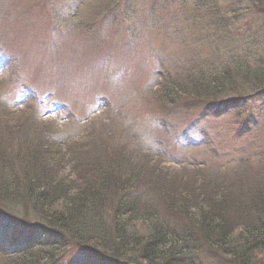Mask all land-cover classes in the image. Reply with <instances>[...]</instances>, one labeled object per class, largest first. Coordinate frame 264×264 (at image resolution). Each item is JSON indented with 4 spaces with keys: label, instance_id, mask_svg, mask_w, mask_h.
<instances>
[{
    "label": "trees",
    "instance_id": "1",
    "mask_svg": "<svg viewBox=\"0 0 264 264\" xmlns=\"http://www.w3.org/2000/svg\"><path fill=\"white\" fill-rule=\"evenodd\" d=\"M22 1L25 4V0H0V6H19ZM178 1L190 5L196 15L188 18L193 26L188 39L201 40L207 47L215 43V36L209 42L200 36L207 28L201 15L213 17V33L229 27L228 17L240 20L250 15L249 24L259 26L252 46H264V0H249L247 8L229 12L220 10L215 0ZM103 3L106 15L121 8L119 0ZM124 14L136 13L128 8ZM111 18L107 23L116 17ZM35 22L30 24L33 33L42 19ZM0 44L5 50L0 47V110L8 113L4 119L13 121L5 127L0 123V224L12 232V246H23L22 252H0L1 260L55 264L61 255L81 251L102 264H264V157L254 163L220 156L227 165L201 180L160 171L149 162L164 164L163 159L139 136L130 137V131L126 135V117L131 115L127 110L135 109L129 106L130 98L115 107L102 105V113L84 124L77 125L83 121L70 115L59 127L55 119L41 115L40 102L23 104V99H14L25 94L37 99V95L26 81L19 82L27 61L4 38ZM228 48L234 52L213 51L218 56L205 63H195V55L174 73L154 76L151 95L162 115L153 124L170 134L171 120L193 116L197 110L205 112L204 118H245L246 102L264 95V56H260L264 49L251 54L249 46L239 48L238 43ZM243 53L249 55L247 60H241ZM144 103L153 107L152 101ZM234 104L239 105L235 110ZM28 115L51 137L56 135L54 140L28 134L34 128ZM123 135L130 141L123 142ZM107 139L117 144L106 145ZM216 140L206 141L205 147ZM131 141L136 144L132 151ZM180 168L183 172L190 166ZM205 168L201 165L194 171Z\"/></svg>",
    "mask_w": 264,
    "mask_h": 264
},
{
    "label": "rangeland",
    "instance_id": "2",
    "mask_svg": "<svg viewBox=\"0 0 264 264\" xmlns=\"http://www.w3.org/2000/svg\"><path fill=\"white\" fill-rule=\"evenodd\" d=\"M103 1L108 0H25V4L22 1L19 6H0V38H4L12 46V51L19 52L27 61L29 66L23 64L19 82L26 81L25 85L36 91L45 107L42 110L45 120L50 119L49 114L54 111L50 110V106H59L61 114L72 111L83 121L76 124H84L85 119L94 113L97 114L95 116L102 113V105L115 107L122 101L128 103L126 98H130L129 106L135 109L127 110L131 115L126 117L129 128L126 135L130 131V137L133 134L139 136L152 151L162 152L165 157L167 154L169 162L158 164L157 161H150V165H157L158 170L174 173L180 179L210 178L217 168L227 165L222 159L212 157V151L208 153L198 145L205 138L218 139L219 152L225 157L232 158L230 153L238 155L240 152L241 157L238 159L256 163L264 156V142L259 139L264 136V131L260 130L261 126L264 129V95L246 102L243 109L249 118L247 115L244 119L234 118L236 121L224 117L203 118L205 112L198 111L192 117L180 116L171 120L174 127L170 134L152 122L154 118L157 119V115H162L154 107L151 95L154 76L158 73H174L188 65L195 55V63H205L213 56H218L213 51L234 52L228 48L233 43H238L239 48L249 46L251 54L263 52L261 43L252 46L257 42L255 34L259 26L252 21L249 24L250 15H243L240 20L228 17L229 27L216 29L214 33L210 27L213 17L201 15L202 26L207 28L200 36L208 42L215 36V43L207 47L201 40L195 41L191 36L187 38L193 28L188 18L190 16L192 20L196 15L190 5L185 7L181 1L167 0V4H164L166 0H119L121 8L112 15L102 13L106 9ZM215 1L224 12L239 11L249 6V0ZM128 8L137 15H123V9ZM111 17H116L115 21L107 23ZM40 18L42 26L36 33H33L35 29L31 32L30 24ZM260 56L263 57L264 52ZM248 57V54H241V60H247ZM144 100L148 103L152 101L153 107H146ZM46 109H49V113ZM7 115V112L0 110L2 127L10 121L13 124L9 117L4 119ZM26 117L29 119L28 125L34 127L30 128L32 130L28 134L46 140L56 137H51L52 134L43 125L38 126L40 124L33 116ZM62 117L53 116L59 120ZM56 124L63 127L60 121H56ZM257 128L260 132L253 130ZM185 132L186 136L182 137ZM98 133L101 135L102 131ZM126 135H123V142L130 141L125 138ZM133 142L138 146L135 139ZM133 142L128 148L131 151L136 147ZM104 143L110 146L117 144L110 139ZM180 164L190 166L185 170L187 174L179 170L183 167ZM199 165L207 168L197 173L194 170H198ZM7 233L0 227L1 245L8 244ZM17 249L22 250V244H18ZM58 259L57 264H97L81 251L73 255H61ZM0 264L7 263L0 259Z\"/></svg>",
    "mask_w": 264,
    "mask_h": 264
}]
</instances>
